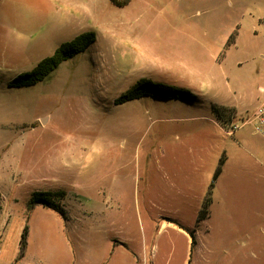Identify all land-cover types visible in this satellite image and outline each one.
<instances>
[{
    "label": "rangeland",
    "instance_id": "obj_1",
    "mask_svg": "<svg viewBox=\"0 0 264 264\" xmlns=\"http://www.w3.org/2000/svg\"><path fill=\"white\" fill-rule=\"evenodd\" d=\"M35 2L0 0V264L19 241L13 209L27 215L36 194L61 210L119 188L139 198V230L148 215L175 227L156 231L155 264H264V144L236 135L259 138L243 124L264 97V0H94L92 49L12 88L76 38L52 11L39 26ZM142 80L196 98L118 105Z\"/></svg>",
    "mask_w": 264,
    "mask_h": 264
},
{
    "label": "crops",
    "instance_id": "obj_2",
    "mask_svg": "<svg viewBox=\"0 0 264 264\" xmlns=\"http://www.w3.org/2000/svg\"><path fill=\"white\" fill-rule=\"evenodd\" d=\"M134 1L129 0L121 8L126 10ZM110 2L112 7H116L112 0ZM35 4L42 11L39 26L47 27L48 11H52L50 23L59 31L75 28L76 37L95 32L90 29V23L104 19V13L100 15L96 11L94 0H36ZM66 42L70 41H62L63 44ZM216 125L222 130L221 126ZM236 135L242 149L247 145L252 146L255 154L259 152V145L264 144V138L260 136L249 140L245 134L238 132ZM44 186L42 190L46 191L47 185ZM139 206L138 197L126 196L123 189L119 188L107 197L89 196L82 203L66 204L60 212L42 204L35 205L27 215L24 208L13 209L15 233H18L19 241L10 260L4 264H155L154 258L159 252V246L156 245L154 235L156 231L164 232L174 226L167 223L159 227L155 221L157 217L148 215L145 216L148 219L146 224L142 223L139 230L136 224L138 220L142 221ZM26 223L27 246L24 256L18 259L21 234ZM178 231L188 239L189 257L192 250L190 237L183 229ZM4 238H7V234ZM5 243L4 239L2 256L7 246ZM171 253L167 251V258ZM163 264H168L167 259ZM183 264H191V261L186 259Z\"/></svg>",
    "mask_w": 264,
    "mask_h": 264
},
{
    "label": "trees",
    "instance_id": "obj_3",
    "mask_svg": "<svg viewBox=\"0 0 264 264\" xmlns=\"http://www.w3.org/2000/svg\"><path fill=\"white\" fill-rule=\"evenodd\" d=\"M113 3L119 6H125L128 4V0L120 2L118 0H112ZM96 42V33L91 31L85 34H82L70 42H66L62 44L60 48L56 50L53 56L42 60L37 67L29 72L23 73L17 76L10 83V87L12 88H21V87H30L38 84L39 82L44 81L49 75H51L58 67L74 58L75 56L86 52L92 44ZM230 45V44H228ZM160 96L163 98L171 99L173 97L181 98L184 100H192L195 99L196 96L188 91L174 87H168L166 85L160 83H153L149 80H142L135 87L130 89L128 92L123 94L118 100L117 104H123L127 101L142 98L145 96ZM219 108L214 109L216 113H218ZM221 168L219 167L216 170L215 178L220 174ZM46 194H36L33 199L29 202L28 210L31 211L35 205L42 204L44 206L50 207L54 210L60 212V210L51 204L49 201L44 199L43 197ZM28 220V216L26 221ZM27 235H28V224L26 223L23 232L21 234L20 239V252L18 255V259H21L24 256L25 249L27 246Z\"/></svg>",
    "mask_w": 264,
    "mask_h": 264
},
{
    "label": "built area",
    "instance_id": "obj_4",
    "mask_svg": "<svg viewBox=\"0 0 264 264\" xmlns=\"http://www.w3.org/2000/svg\"><path fill=\"white\" fill-rule=\"evenodd\" d=\"M243 125H250L252 127V132L254 135L264 138V97ZM239 128V125L233 124L229 130L224 131L228 135H233ZM2 253L3 242L2 238L0 237V256L2 255Z\"/></svg>",
    "mask_w": 264,
    "mask_h": 264
}]
</instances>
